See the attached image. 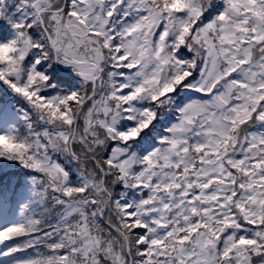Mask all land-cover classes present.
<instances>
[{
    "label": "snow or ice",
    "instance_id": "obj_1",
    "mask_svg": "<svg viewBox=\"0 0 264 264\" xmlns=\"http://www.w3.org/2000/svg\"><path fill=\"white\" fill-rule=\"evenodd\" d=\"M17 11L0 3V83L30 106L29 132L0 134V158L39 173L50 207L0 228V248L24 241L3 255L264 264V0ZM10 115L0 103V125Z\"/></svg>",
    "mask_w": 264,
    "mask_h": 264
},
{
    "label": "trees",
    "instance_id": "obj_2",
    "mask_svg": "<svg viewBox=\"0 0 264 264\" xmlns=\"http://www.w3.org/2000/svg\"><path fill=\"white\" fill-rule=\"evenodd\" d=\"M3 4L9 17H16L15 21H19L24 17V12L17 11L9 8L8 0H0ZM13 32L9 30L8 38H11ZM21 101L16 95H6L0 89V103L7 106L10 116H6L2 125H0V131L2 133L12 132L18 134L21 137L25 136L27 122L25 116L29 114L23 107ZM264 127V126H263ZM0 133V134H2ZM39 173L25 169L18 164V161L7 160L0 158V202H3L6 206L4 208L5 222L14 221L15 214L20 210H27L30 212L31 218L38 219L41 212L44 213L49 204L41 202L39 197V186L34 183V180L39 178ZM42 211L38 212L37 208ZM6 224V223H5ZM4 226V224H3ZM6 226V225H5ZM20 246L22 241H17ZM31 249L27 252L16 253L13 258L18 259L26 257L28 255L34 256L36 251Z\"/></svg>",
    "mask_w": 264,
    "mask_h": 264
},
{
    "label": "rangeland",
    "instance_id": "obj_3",
    "mask_svg": "<svg viewBox=\"0 0 264 264\" xmlns=\"http://www.w3.org/2000/svg\"><path fill=\"white\" fill-rule=\"evenodd\" d=\"M8 2H9L8 9L11 8V9L16 10L17 7L20 5L21 0H8ZM24 14H25V12H24ZM8 18L11 19V20H15L16 19V17H11V16L8 17ZM0 89L6 95H10V96L15 95L13 92H11V90H9L7 88L6 85H3L2 83H0ZM18 99L21 101L20 103H22L23 107L27 110V112L30 113L31 112V108L28 105V103L22 97L18 96ZM32 122L34 124H36L37 127H38V124L36 122V117H35L34 113H32ZM263 126L264 125H259L258 128H264ZM25 130H26L25 136H27V134L29 132L28 125L26 126ZM0 133H2V131H0ZM13 161H15V160H13ZM18 164H19V162H18ZM6 206L7 205H5L3 202H0V228L6 227V226H9V225H13V224H24L28 220L33 219V218H31L30 212L27 211V210H29V208H28L27 210H20L19 212H17L15 214L14 221H12L11 223L10 222H8V223L5 222L6 224L2 223V222L5 221V218H6L5 214H4V208H6ZM49 207H50V205H49ZM37 211L41 212L42 210L38 207ZM41 214H42V212H41ZM49 222H52V221L49 220ZM3 224H4V226H3ZM21 244L24 245V241H22ZM16 246H20V244L17 241H14V242L4 246L3 248H0V264H17V262L23 261V260L28 259L29 257L32 256V255H28L26 257L24 256L22 258L15 259V258H13V255L12 256L3 255V253L7 252L10 248H13V247H16ZM34 251H36V250H34Z\"/></svg>",
    "mask_w": 264,
    "mask_h": 264
}]
</instances>
